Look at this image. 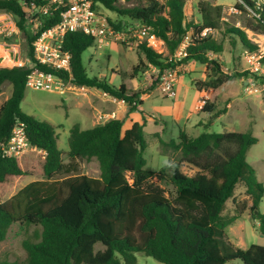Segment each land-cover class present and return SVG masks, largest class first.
<instances>
[{"label":"trees","instance_id":"trees-1","mask_svg":"<svg viewBox=\"0 0 264 264\" xmlns=\"http://www.w3.org/2000/svg\"><path fill=\"white\" fill-rule=\"evenodd\" d=\"M91 1L96 9L101 6L119 14L121 19L116 22L107 19L115 29L126 27L128 19L148 27L149 33L165 44L167 55L158 53L146 41L138 43L139 59L130 78L141 66L150 65L162 72L197 61L204 66L205 78L193 80V85L201 91L250 74L248 70L224 71L222 41L210 34L200 35L204 28L217 29L228 35L232 47L239 42L247 52L258 49L242 29L222 20L220 4L199 0L196 10L200 19L196 21L186 18L185 4L189 0H145L132 7L117 6L120 0ZM255 2L241 0L234 6L253 12L256 23L246 20L244 26L264 32V4L256 7ZM1 11L15 18L25 34L27 54L35 62L32 42L42 30L58 22V14L44 15L38 31L32 34L24 27L22 0H0ZM186 37L185 55L174 62L172 56ZM93 44L92 35L69 32L62 47L71 55L70 74L39 63L36 68L122 100L129 112L138 109L143 102L140 96L156 87L159 75L142 90L91 76L82 53ZM30 71L29 65H0V92L5 82L11 85L9 97L0 104V146L8 142L13 128L21 123L30 145L44 152L36 168L28 156H4L0 148V186L11 178L39 175L7 198H0V242L13 223L35 226L38 239L22 241V261L3 258L0 264H139L137 253L162 264H264V245L252 243L240 248L227 236V227L247 208L264 236V213L258 209L264 186L246 158L249 147L257 142L250 130L208 131L213 118L226 112L225 107L217 108L206 99L200 111L210 117L204 130L195 136L179 129L175 139L165 141L156 134L166 152L163 154L170 152L172 158L151 170L146 168L144 156L148 144L143 130L148 113L141 111L143 123L133 122L125 130L118 118L86 129L75 124L69 131L68 148L62 150L54 125L21 110ZM91 159L98 162L99 176L73 172L74 161ZM183 164L197 171L188 175L181 170ZM161 182L171 185L172 190L167 192ZM238 183L243 185L246 197L241 205L234 194ZM228 200L234 205L231 212L225 211Z\"/></svg>","mask_w":264,"mask_h":264},{"label":"rangeland","instance_id":"rangeland-1","mask_svg":"<svg viewBox=\"0 0 264 264\" xmlns=\"http://www.w3.org/2000/svg\"><path fill=\"white\" fill-rule=\"evenodd\" d=\"M218 2L232 4L235 2L239 3L241 0H218ZM143 3H145V0H120L117 3V6L132 7ZM97 10L103 17L110 19L113 22L121 19L119 14L115 11L108 10L101 6H99ZM9 15L8 12H0V42L6 43V45L0 43V49L2 50V53L5 52L9 57H12L13 62L4 63L2 62L3 57H0V65H7L10 67L15 65H29L30 58L27 54L28 47L23 41L22 32L17 29L16 23L13 22L15 18ZM186 15L187 17L190 15L188 7H186ZM253 15V12L247 8L241 12L238 10L237 12L231 11L230 13L224 14L227 23L236 26V23L238 22L236 27L242 28L244 27L243 24L246 20H251L256 23ZM126 21V27L123 29L121 28L123 32L128 31L129 28L137 29L138 23L128 19H126ZM221 33L219 32L217 38L218 40L225 41V49L221 57L225 70L229 69L228 71L230 72L231 69L234 68L233 64H237L240 71L248 70V68L245 69V65L240 64V59L242 60V64L244 62L241 52H245V50H241L242 46L239 43H237L235 47H232L229 42V37L224 36ZM249 34L251 42L256 44L253 39L257 34H264V32L253 30V32ZM260 40L263 41H261L260 49L264 51V38L261 37ZM154 49L158 50L163 55H167L165 44L157 37L154 41ZM13 53H15L14 57ZM236 56L238 58H235ZM82 59L89 75L102 77L116 86L123 83L128 88L135 87L134 89L139 90L149 87L150 79H154L158 72L157 68H154L153 66H141L139 67L138 73L135 75V78H137H130L132 68L138 63L139 59V50L136 47V43L133 41H130L128 44H123L121 40L115 39H110L108 42L102 44L95 42V44L88 47L82 53ZM172 59L174 62L178 61L174 58ZM186 66H188V70L190 71L186 70L178 76L174 84V97L171 98L165 96L160 89H155L145 98L143 104H141L142 109L145 112H148V110L151 109V106H154L155 104H172L174 100L180 99L183 102L184 111V118L179 124L173 122L170 117H160L159 114L154 113L155 111L153 113L148 112L153 119V121H149L146 124L143 130L148 144L144 151V156L147 160L146 168L148 169L157 170L172 158L170 152L167 153L168 155L163 154L166 152L161 148L156 134L165 141L170 138L175 139L178 135L179 129L183 130L185 125L187 126V132H190V125L200 120L207 121L210 117L208 113L202 111L197 112L195 109V104L201 99L202 95L193 85V80L205 78L204 66L197 61H190ZM178 67L179 66L176 67L177 70L180 68ZM144 72L145 74L143 75ZM242 78H244V76H242ZM238 79L228 80L219 89L214 90L213 92H206V95L207 99H210L211 101L218 97L216 100L219 104V108H223L226 106L225 104L231 102V111L237 113L240 118H234L238 117V115L231 117L228 113H222L213 118L208 130L212 132H221L224 130H250L253 136L257 138V142L249 147L246 158L255 168L258 181L264 186V97L260 96L258 93L246 94L244 89H242L243 85L239 83ZM64 84L65 87L63 92L36 90L27 86L24 91V97L20 103L22 111L33 115L40 120H45L56 127V133L58 136L57 143L62 150L68 148V136L72 126L78 124L81 128L86 129L105 120L104 115H101L102 118H99V115H96L93 119L91 114L93 112H90L87 108L89 102L93 104L98 103L102 95L99 90L76 86L71 83L70 80H64ZM10 92L11 85L5 82L2 86V91L0 92V104L9 97ZM81 92L86 93L87 95L82 94ZM75 95L79 97L78 100L75 98ZM80 102L82 105L81 107L83 108L78 106L77 103ZM84 109H88V111L85 110L84 112ZM129 125L130 122L126 119L123 125V130L128 128ZM25 155L31 159V164L36 168L40 167L44 156L42 152L38 149H30ZM62 158L64 163L68 162L65 155H63ZM72 167L76 170L73 172L87 174L93 177L99 176L100 173L98 162L95 159L81 162L74 161ZM181 170L188 175H192L197 171V168L189 164H183ZM37 178H39L38 174H28L21 178H11L0 186V198H7L20 187ZM159 184L167 192L172 190V186L169 184L162 182ZM243 189L244 187L241 183H238L235 188L234 194L239 200V205H241L242 200L246 199L243 194ZM233 209L234 205L228 200L226 202L225 211L231 212ZM258 209L264 213V194L259 203ZM37 233L38 228L33 225L27 226L20 223H13L9 227L5 239L0 242V259L4 258L8 260L22 261L25 258L22 241L24 239L37 240ZM227 236L233 245L240 248H246L252 243L264 245V236L259 233L258 224L252 217L248 208L244 211L243 215L227 227ZM136 257L139 264H162L154 258L142 253H137ZM229 264L240 263L230 262Z\"/></svg>","mask_w":264,"mask_h":264},{"label":"built area","instance_id":"built-area-1","mask_svg":"<svg viewBox=\"0 0 264 264\" xmlns=\"http://www.w3.org/2000/svg\"><path fill=\"white\" fill-rule=\"evenodd\" d=\"M255 1L256 7L264 4V0ZM22 4L25 11L24 27L32 34H36L38 31L44 15L58 14L59 17L57 23L42 30L32 42L35 62L30 59L29 67L31 71L27 77V86L33 89L63 91L65 87L64 79L58 74L39 70L36 68V63L44 64L58 72L70 74L71 55L69 51L64 50L62 47L63 39L69 32L78 31L92 35L95 42L99 44L106 43L110 39L121 40L125 44L133 41L136 45L146 41L154 49L156 37L149 33L148 27L137 24V29L129 28L126 32H123L122 29L117 30L98 12L91 0H40V2L38 0H22ZM9 16H12V14ZM13 22L16 23L15 20ZM17 29L22 32L18 26ZM212 31L211 28H204L200 35L206 36ZM22 35L24 38V32H22ZM253 40L258 45V49L247 53V58L250 60L248 69L250 74L245 79L243 89L246 94L258 93L264 97V61H262L264 51L260 49V44L263 41L257 40L256 37ZM186 45L187 37L178 46L172 58L179 60L183 57ZM155 51L161 53L158 50ZM177 71V68H167L162 72L159 70L157 72V75H159L157 87L165 96L171 98L175 96L174 84ZM0 148L4 156L18 158L25 155L30 149H37L28 142L21 123L13 128L8 142L2 144ZM39 151L44 155L43 151Z\"/></svg>","mask_w":264,"mask_h":264},{"label":"crops","instance_id":"crops-1","mask_svg":"<svg viewBox=\"0 0 264 264\" xmlns=\"http://www.w3.org/2000/svg\"><path fill=\"white\" fill-rule=\"evenodd\" d=\"M199 0H189V1H187L186 2V4H185V14H186V7H188V9H189V13H190V15H189V17H187V15H186V18L188 19V20H190V19H194V20H199L200 19V15L197 13V10H196V4H197V2H198ZM208 1H210V3L211 4H220V5H222L223 6V16H222V20L223 21H225V23H227L226 22V20H225V16H224V14L225 13H230L231 11H233V12H237L239 9H237V8H235V4L237 3V2H235V3H232V4H229V3H227V4H225V3H221V2H218V0H208ZM239 12H241V10H239ZM237 24H238V22L236 23V26H237ZM227 25L228 26H233V27H236L235 25H231V24H229V23H227ZM225 26V25H224ZM223 26V27H224ZM244 26V25H243ZM240 29H242L244 32H245V34H246V37L248 38V39H250V41H251V37H250V34L249 33H252L253 32V30L252 29H250V28H247L246 26H244L243 28L242 27H239ZM223 29V28H222ZM221 29V30H222ZM249 32V33H248ZM221 33V32H220ZM210 35H212L215 39H217L218 40V38H217V35H219V31L217 30V29H214L211 33H210ZM263 35L264 34H257V36H256V39L257 40H259V41H262V40H260L261 39V37H263ZM224 36H228V35H224ZM228 40V39H227ZM222 41V40H221ZM0 43H2V44H4V45H6V43L5 42H0ZM222 43H223V51H224V49H225V41L223 40L222 41ZM237 43H239V42H237ZM237 43L233 46V47H235L236 45H237ZM240 44V43H239ZM231 45V44H230ZM241 45V44H240ZM242 46V45H241ZM232 48V47H231ZM242 49H244L245 50V52L243 51V52H241V55H242V57H243V60H244V62H243V64H242V60L240 59V64L241 65H245L246 67H245V69L246 68H248L249 69V67H250V60H248V58H247V53H249V52H247V50H246V48L245 47H243L242 46V48H241V50ZM223 51L221 52V54H220V58L222 57V53H223ZM15 56V53H13V57ZM235 58H238L237 56L235 57ZM221 61H222V63H223V60H222V58H221ZM234 65V68L233 69H231V71L232 70H234V69H237V70H239L240 71V69L238 68V65L237 64H233ZM179 68V67H178ZM181 69V70H180ZM186 70H188V66H186V64L185 65H183L182 67H180L179 68V70H178V72H177V78H178V76L182 73V72H184V71H186ZM223 70L224 71H228V70H225V68H224V66H223ZM188 71H190V70H188ZM229 72V71H228ZM145 74V72L143 73V75ZM102 78V77H101ZM137 78V77H136ZM135 77L133 78V79H136ZM177 78H176V80H177ZM239 78V79H238ZM235 79H238V81H239V83H241L242 85H243V87H244V84H245V79H246V77L244 76V78H242V76L241 77H237V78H234L233 80H235ZM223 84H225V83H223ZM222 84V85H223ZM221 85V86H222ZM220 86V87H221ZM220 87H218V88H215V89H212V88H209V89H206V90H201V91H199L200 92V94L202 95V97H201V99H199L197 102H196V104H195V109H196V111L197 112H200V108H201V106L203 105V103H204V101L207 99V95H206V92H208V91H210V92H213L214 90H217V89H219ZM135 88V87H134ZM134 88H132V89H134ZM155 89H158V87L156 86L153 90H155ZM243 89V88H242ZM153 90H151L149 93H145V94H142L141 96H140V98L144 101L145 100V98L146 97H148L149 95H150V93L153 91ZM63 92V91H62ZM102 95H101V97H100V99H99V101H98V103H91V102H89L88 103V109H89V111L90 112H93V113H91L92 114V117H93V119L95 118V116L96 115H99V118H102V116L101 115H104V117H105V120L104 121H106V120H108V119H110V118H118V119H121L122 121H123V125H124V122H125V120L127 119L129 122H130V125H129V127L131 126V124L133 123V122H139V123H143V121H144V118H143V114L141 113V111H144L143 109H142V105H140L139 106V108L138 109H136V110H133V111H128V105L124 102V101H122V100H118V99H116V98H113V97H110V96H108V95H106V94H104L103 92H101V91H99ZM82 93V92H81ZM82 94H85V95H87L86 93H82ZM75 98L78 100L79 99V97L78 96H76L75 95ZM218 97H216V99H217ZM212 100V102H214L215 104H216V107L217 108H219V104L217 103V100ZM208 100H210V99H208ZM211 101V100H210ZM78 104V106H80V108H83V107H81L82 105H81V102L80 103H77ZM142 104H143V102H142ZM226 106V114L228 113L231 117L232 116H235V115H238L237 113H234L233 111H231V102H229V103H227V104H225ZM92 108H91V107ZM221 108V107H220ZM88 109H84V112H85V110H87L88 111ZM155 111V112H154ZM145 112V111H144ZM148 112H151V113H157V114H159L160 115V117H170V118H172V120H173V122H175V123H180L181 122V120L184 118V111H183V102H182V100H174L173 101V103L172 104H167V103H164V104H155L154 106H151V109L150 110H148ZM148 112H146V113H148ZM146 117V124L149 122V121H153V119L150 117V115L149 114H147V116H145ZM234 118H237V119H239L240 117H239V115H238V117H234ZM164 119V118H163ZM94 121V120H93ZM92 121V122H93ZM104 121H102L101 123H103ZM208 121V120H207ZM207 121H203V120H200V121H197V122H195V123H193L192 125H190V128H191V130H190V132H187V126L185 125L184 126V128H183V130L185 131V132H187L189 135H193V136H195V135H197V134H199L200 132H202L203 130H204V123H206ZM211 123H212V121H211ZM210 123V124H211ZM98 124V123H97ZM210 124H209V127H210ZM96 125V124H95ZM128 127V128H129ZM196 127V128H195ZM208 127V128H209ZM81 128V127H80ZM83 129V128H82ZM127 129V128H126ZM125 130V129H124ZM209 131V130H208ZM228 131V130H227ZM257 224H258V222H256Z\"/></svg>","mask_w":264,"mask_h":264},{"label":"bare ground","instance_id":"bare-ground-1","mask_svg":"<svg viewBox=\"0 0 264 264\" xmlns=\"http://www.w3.org/2000/svg\"><path fill=\"white\" fill-rule=\"evenodd\" d=\"M0 57H3L2 62H4V63H12L13 62L12 57H9V55L5 52L2 53L1 49H0Z\"/></svg>","mask_w":264,"mask_h":264}]
</instances>
